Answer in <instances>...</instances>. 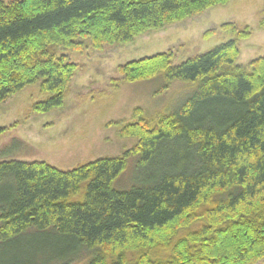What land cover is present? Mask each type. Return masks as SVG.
<instances>
[{
	"label": "trees",
	"instance_id": "trees-1",
	"mask_svg": "<svg viewBox=\"0 0 264 264\" xmlns=\"http://www.w3.org/2000/svg\"><path fill=\"white\" fill-rule=\"evenodd\" d=\"M228 1H0V102L40 82L50 97L33 111L62 106L74 68L50 54V46L69 47L79 37L97 47L131 42L143 31ZM237 56L229 41L175 66L170 53L122 66L129 83L161 75L166 85L199 84L159 127L124 126L120 134L138 143L121 157L67 172L43 162L0 161V264H76L84 258L107 264L105 254L116 259L109 264H124L126 249L167 250L177 230L200 217L207 223L176 242L167 260L147 262L144 255L136 264H253L264 258V57L252 61L250 71H222ZM130 155L137 158L132 185L117 190L113 183ZM84 183L82 200L71 201Z\"/></svg>",
	"mask_w": 264,
	"mask_h": 264
},
{
	"label": "rangeland",
	"instance_id": "rangeland-1",
	"mask_svg": "<svg viewBox=\"0 0 264 264\" xmlns=\"http://www.w3.org/2000/svg\"><path fill=\"white\" fill-rule=\"evenodd\" d=\"M0 1L9 4L17 0ZM240 34L247 35L239 37ZM229 41L235 42L238 56L233 65L222 69L224 72L237 67L250 71V63L264 57V0H229L143 31L127 43H101L97 47L90 38L79 37L69 47L50 46V54L63 57L74 68L63 104L44 114L33 111L36 103L50 97L41 92L40 82L0 102V161L43 162L67 172L98 159L123 156L138 143L136 137L120 134L124 126L144 123L150 129L159 127L161 119L171 115L199 82L173 81L166 85L158 75L129 83L120 68L167 53L172 55L171 63L175 66ZM136 160L129 156L124 172L113 183L115 189L131 187ZM85 186L82 184L70 200H82ZM206 223V218L200 217L180 227L167 250L128 248L122 253L124 264H136L144 255H148L147 262L165 261L171 257L176 242ZM105 260L107 264L116 261L107 254ZM87 262L84 258L76 264ZM253 264H264V258Z\"/></svg>",
	"mask_w": 264,
	"mask_h": 264
}]
</instances>
